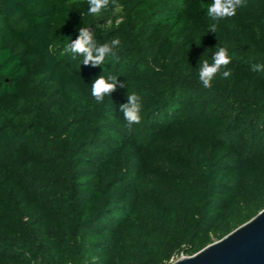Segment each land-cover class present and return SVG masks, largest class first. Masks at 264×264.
I'll return each mask as SVG.
<instances>
[{
  "label": "trees",
  "instance_id": "obj_1",
  "mask_svg": "<svg viewBox=\"0 0 264 264\" xmlns=\"http://www.w3.org/2000/svg\"><path fill=\"white\" fill-rule=\"evenodd\" d=\"M211 3L0 0V264H168L264 208V0L219 21ZM87 26L118 58L65 52ZM220 47L231 63L204 88ZM100 75L126 87L97 103Z\"/></svg>",
  "mask_w": 264,
  "mask_h": 264
},
{
  "label": "clouds",
  "instance_id": "obj_2",
  "mask_svg": "<svg viewBox=\"0 0 264 264\" xmlns=\"http://www.w3.org/2000/svg\"><path fill=\"white\" fill-rule=\"evenodd\" d=\"M113 0H87L89 15H96L106 9ZM245 6V0H212L207 7V15L212 21H219L236 14L239 7ZM217 24L212 23L208 32L215 33ZM121 41L113 38L110 42L98 43L92 26L80 27L77 37L65 45V52L72 54L73 59L82 56L84 65L93 67L101 66L107 57H117L116 50ZM212 63L204 60L200 66L198 78L204 88H211L212 80L231 63L228 50L220 47L213 53ZM251 70L254 72L264 71V64H253ZM223 77L227 79L231 75L230 70L223 71ZM125 82L117 81V76H98L91 83V96L97 103H102L105 96H110L118 88H125ZM119 111L123 114L126 126L131 129L134 124L141 122V98L135 94L127 95V102L119 105Z\"/></svg>",
  "mask_w": 264,
  "mask_h": 264
},
{
  "label": "water",
  "instance_id": "obj_3",
  "mask_svg": "<svg viewBox=\"0 0 264 264\" xmlns=\"http://www.w3.org/2000/svg\"><path fill=\"white\" fill-rule=\"evenodd\" d=\"M168 264H264V208L220 239Z\"/></svg>",
  "mask_w": 264,
  "mask_h": 264
},
{
  "label": "rangeland",
  "instance_id": "obj_4",
  "mask_svg": "<svg viewBox=\"0 0 264 264\" xmlns=\"http://www.w3.org/2000/svg\"><path fill=\"white\" fill-rule=\"evenodd\" d=\"M116 23H118L120 20H121V17L119 16V14L118 13H116ZM112 22V20L109 18V19H107V20H104V21H101V24H104V25H109L110 23ZM216 240H218V239H216ZM216 240H214V241H216Z\"/></svg>",
  "mask_w": 264,
  "mask_h": 264
},
{
  "label": "built area",
  "instance_id": "obj_5",
  "mask_svg": "<svg viewBox=\"0 0 264 264\" xmlns=\"http://www.w3.org/2000/svg\"><path fill=\"white\" fill-rule=\"evenodd\" d=\"M183 256H185V255H181L180 257H183ZM172 261H174V260H172ZM172 261H171V262H172ZM68 264H70V263H68Z\"/></svg>",
  "mask_w": 264,
  "mask_h": 264
}]
</instances>
